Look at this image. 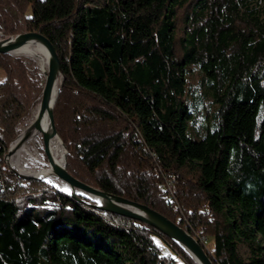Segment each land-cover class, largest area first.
<instances>
[{
    "label": "trees",
    "instance_id": "obj_1",
    "mask_svg": "<svg viewBox=\"0 0 264 264\" xmlns=\"http://www.w3.org/2000/svg\"><path fill=\"white\" fill-rule=\"evenodd\" d=\"M25 31L62 62L70 173L163 213L215 264H264V0H0L2 35ZM0 69V264H198L152 225L14 174L45 75L8 53Z\"/></svg>",
    "mask_w": 264,
    "mask_h": 264
},
{
    "label": "water",
    "instance_id": "obj_2",
    "mask_svg": "<svg viewBox=\"0 0 264 264\" xmlns=\"http://www.w3.org/2000/svg\"><path fill=\"white\" fill-rule=\"evenodd\" d=\"M30 42L41 43L49 53L47 70H43L46 76V81L41 94V101L39 103L40 119H38L35 124L41 129L42 126L40 120L42 116L44 114L48 116L50 121V130L49 132H44L43 135L44 151L46 152L50 162L51 172L60 180L64 181L70 188V191L61 190L55 184L48 182L46 179L41 177L18 172L8 165L12 172L22 178L45 181L75 199L85 200L83 197L89 198L92 200V202H90L91 205L104 211L132 217L146 224L152 225L164 232L167 236L188 251L198 264H215L207 249L195 235L190 233L185 227L168 218L163 213L144 203L134 201L90 185L69 172L67 169V149L58 133L54 114V106L57 101L60 88L65 79L62 62L55 45L40 31H25L0 39V53L16 54L17 50H20ZM58 81L59 87L57 88ZM55 136H59L61 138L65 147V161L63 164L57 163L50 152V140ZM11 146L6 154V161Z\"/></svg>",
    "mask_w": 264,
    "mask_h": 264
},
{
    "label": "bare ground",
    "instance_id": "obj_3",
    "mask_svg": "<svg viewBox=\"0 0 264 264\" xmlns=\"http://www.w3.org/2000/svg\"><path fill=\"white\" fill-rule=\"evenodd\" d=\"M16 53L33 55L41 60L42 70L48 67L49 53L39 42H30L29 44L17 50ZM59 87V81L57 88ZM40 104L34 109L28 123L22 129L19 137L12 143L10 152L7 155V163L14 170L41 177L58 186L61 190L70 191L68 185L56 177L50 168V162L46 152H41L40 144L44 148L43 135L49 132L50 121L46 114L40 120L42 128L36 126L39 116ZM52 157L57 163L63 164L65 161V147L59 136L50 140L49 144Z\"/></svg>",
    "mask_w": 264,
    "mask_h": 264
},
{
    "label": "rangeland",
    "instance_id": "obj_4",
    "mask_svg": "<svg viewBox=\"0 0 264 264\" xmlns=\"http://www.w3.org/2000/svg\"><path fill=\"white\" fill-rule=\"evenodd\" d=\"M10 35H15V34H8V35H2V32H0V39H2V38H5V37H7V36H10ZM13 55H19V56H22L23 58H24V62L27 64V66H28V68L30 69V70H32V69H35V67H38L39 68V70H40V72L41 73H43L44 74V72H43V70H42V67H41V60L39 59V58H37V57H35V56H33V55H26V54H21V53H16V54H13ZM45 69H47V67L45 68ZM45 75V74H44ZM5 72L3 71V70H1L0 69V81H2L4 78H5ZM45 81H46V76H45ZM194 81H196V79L194 80ZM45 84V83H44ZM44 88V87H43ZM61 88H62V86H61ZM61 88H60V90H61ZM43 91V90H42ZM60 93V92H59ZM41 94H42V92H41ZM41 94H40V96H39V102L35 105V107L33 108V110H32V112H31V115H30V117H29V119L31 118V116H32V114H33V111H34V109L38 106V104L40 103V101H41ZM29 119H28V121H29ZM28 121L22 126V128H21V132H22V129L25 127V125L28 123ZM56 122V121H55ZM201 130H203V128H201ZM21 132L19 133V135L21 134ZM18 135V136H19ZM193 136L194 137H197V135H196V130H193ZM18 138V137H17ZM16 138V139H17ZM15 139V140H16ZM14 140V141H15ZM14 141H12L11 143H10V146H11V144L14 142ZM65 144V143H64ZM43 144L41 143L40 144V148H41V152H44V148H43V146H42ZM66 146V145H65ZM67 149V148H66ZM5 158H6V156H5ZM5 162H6V164L8 165V163H7V161L5 160ZM9 167V166H8ZM10 168V167H9ZM148 171H158L157 170V166L155 165L153 168H151V167H148ZM158 173H159V171H158ZM172 177H169V179H171ZM173 179V178H172ZM168 180V179H167ZM176 180V179H175ZM177 181V180H176ZM176 188H177V182H176ZM161 189V188H160ZM161 191H162V189H161ZM63 192V191H62ZM175 193H176V190H175ZM175 201H177V198L173 201V203L175 202ZM167 202V201H166ZM197 237V236H196ZM198 238V237H197ZM199 239V238H198ZM205 241H206V244H207V247L209 248V249H211V247H212V244H213V238L212 237H209V238H207V237H205V239H204ZM166 250H167V248H166Z\"/></svg>",
    "mask_w": 264,
    "mask_h": 264
},
{
    "label": "built area",
    "instance_id": "obj_5",
    "mask_svg": "<svg viewBox=\"0 0 264 264\" xmlns=\"http://www.w3.org/2000/svg\"><path fill=\"white\" fill-rule=\"evenodd\" d=\"M161 169L162 168L160 166H157V170L159 172L161 171ZM160 188L162 189V191L168 194V197L166 199L167 203H173V201L176 199V180L174 178L169 179V176H166L164 177V180L160 183ZM201 238H203V240L205 239L204 236H201Z\"/></svg>",
    "mask_w": 264,
    "mask_h": 264
}]
</instances>
